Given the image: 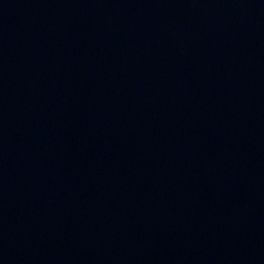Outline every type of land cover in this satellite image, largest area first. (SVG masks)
Segmentation results:
<instances>
[{"label": "water", "instance_id": "water-1", "mask_svg": "<svg viewBox=\"0 0 264 264\" xmlns=\"http://www.w3.org/2000/svg\"><path fill=\"white\" fill-rule=\"evenodd\" d=\"M0 264H264V0H0Z\"/></svg>", "mask_w": 264, "mask_h": 264}]
</instances>
